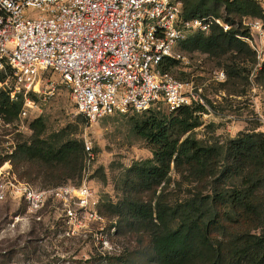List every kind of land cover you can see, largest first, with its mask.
<instances>
[{"label":"trees","instance_id":"16d2710c","mask_svg":"<svg viewBox=\"0 0 264 264\" xmlns=\"http://www.w3.org/2000/svg\"><path fill=\"white\" fill-rule=\"evenodd\" d=\"M183 2L187 16L219 14L223 4L229 20L263 15L256 0ZM238 31L246 32L214 26L210 33L190 35L179 46L219 57L229 54L228 78L247 77L250 70L242 64L256 57L235 34ZM179 63L167 56L161 69L172 72ZM10 68H0V81ZM258 78L264 88V66ZM12 89L0 88V113L6 121L17 119L23 105L22 92L16 91L14 98ZM199 110L205 108H149L130 118L131 129L148 141L153 156L126 168L122 198L109 201L108 210L117 217L118 233L138 235L137 244L108 254L101 264H264V131L240 130L226 142L206 143L192 133L202 124ZM31 125V139L18 143L13 153L17 162L53 180L80 175L86 155L83 140L45 137L42 117ZM173 171L193 183L177 198L169 189Z\"/></svg>","mask_w":264,"mask_h":264},{"label":"built area","instance_id":"2783aa9c","mask_svg":"<svg viewBox=\"0 0 264 264\" xmlns=\"http://www.w3.org/2000/svg\"><path fill=\"white\" fill-rule=\"evenodd\" d=\"M256 2L263 15L229 20L225 4L219 14L187 16L183 0H0V66L12 65L23 84V90L19 86L15 90L24 95L20 116L35 107L29 93L40 91L47 70L57 72L70 88L76 109L87 122L153 106L168 111L185 105L206 108L201 88L163 71L161 63L167 56L183 61L184 54L176 48L190 35L208 34L214 26L226 32L240 27L246 32L235 34L255 52V74L264 66V0ZM214 77L225 81L228 74L219 68ZM259 117L264 126V113ZM84 144L86 155L77 185L41 187L15 174L11 188L38 219L54 197L75 204L78 209L66 207L67 215L80 218L81 223L83 218L98 217L90 183L95 151L87 138ZM6 193L1 186L0 199Z\"/></svg>","mask_w":264,"mask_h":264},{"label":"rangeland","instance_id":"374dc122","mask_svg":"<svg viewBox=\"0 0 264 264\" xmlns=\"http://www.w3.org/2000/svg\"><path fill=\"white\" fill-rule=\"evenodd\" d=\"M176 49L185 58L172 73L183 80L194 81L201 88L199 92L206 104L205 112L200 114L202 124L193 130V135L213 143L226 142L240 130L264 131L259 117L260 112L264 113V88L258 78L259 70L253 74L255 61L244 60L242 66L250 70L247 77L219 81L214 72L219 68L227 71L226 65L231 62L229 54L219 57L183 50L180 46ZM6 65L11 68L7 70L5 81H0V88H13L11 95L15 98L17 86L23 90V84L12 65L4 62L0 68ZM29 96L36 105L26 116L19 114L17 119L6 121L0 113V187L7 189L5 197L0 199V264H101L108 254L127 246L134 247L138 235L118 233L117 217L109 213L108 203L122 198L126 168L136 160L153 156L148 141L131 129L130 118L142 112L111 114L95 122L84 121L70 88L53 70L44 73L40 91H30ZM164 107L160 109L171 112ZM38 117L45 122L44 136L47 138H78L83 142L87 138L91 141L95 162L90 183L95 190L97 218L81 217L84 222L81 223L80 218L67 215L66 207L78 209L75 204L54 197L46 202L38 219L27 210L25 199L11 188L15 174L18 179L41 187L77 185L81 181L82 172L53 180L44 172L34 170L31 173L28 163L17 162L13 153L18 143L31 139L34 133L31 122ZM172 178L169 189L175 193L174 198L182 196L186 187L193 185L174 171Z\"/></svg>","mask_w":264,"mask_h":264}]
</instances>
